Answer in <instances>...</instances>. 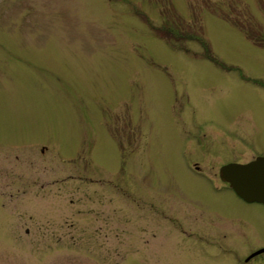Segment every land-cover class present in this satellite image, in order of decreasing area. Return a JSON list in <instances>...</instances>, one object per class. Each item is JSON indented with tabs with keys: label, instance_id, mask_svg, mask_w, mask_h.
Instances as JSON below:
<instances>
[{
	"label": "rangeland",
	"instance_id": "374dc122",
	"mask_svg": "<svg viewBox=\"0 0 264 264\" xmlns=\"http://www.w3.org/2000/svg\"><path fill=\"white\" fill-rule=\"evenodd\" d=\"M257 155L264 0H0V264H242Z\"/></svg>",
	"mask_w": 264,
	"mask_h": 264
},
{
	"label": "water",
	"instance_id": "95a60500",
	"mask_svg": "<svg viewBox=\"0 0 264 264\" xmlns=\"http://www.w3.org/2000/svg\"><path fill=\"white\" fill-rule=\"evenodd\" d=\"M219 175L243 201L264 205V157L247 164H227L221 167Z\"/></svg>",
	"mask_w": 264,
	"mask_h": 264
},
{
	"label": "flooded vegetation",
	"instance_id": "af4514ba",
	"mask_svg": "<svg viewBox=\"0 0 264 264\" xmlns=\"http://www.w3.org/2000/svg\"><path fill=\"white\" fill-rule=\"evenodd\" d=\"M263 156V155H262ZM257 157H260V155H257L256 157H255V159L257 158ZM227 184V183H226ZM227 186H228V184H227ZM229 187V186H228ZM228 189H230L233 193H234V195L236 196V197H238L236 194H235V192L231 189V188H228ZM240 200H242L240 197H238ZM243 201V200H242ZM245 202V201H244ZM246 203V202H245ZM256 204H260V203H256ZM260 205H263V204H260ZM264 206V205H263ZM202 229L203 228H205V227H201ZM210 237H208V239H209ZM212 239V238H211ZM213 239H217L218 241H220L218 238H215V237H213ZM218 248H220V247H218ZM264 248H258V249H255V250H253V251H251V252H244V251H241V250H238L237 251V253H239V254H241V258H242V264H264V251L263 252H261V253H258V254H255L256 253V251L258 252V250L259 251H261V250H263ZM234 252V251H233ZM232 253V252H231ZM255 255H254V254ZM222 254V253H221ZM240 262V261H239ZM241 263V262H240Z\"/></svg>",
	"mask_w": 264,
	"mask_h": 264
},
{
	"label": "trees",
	"instance_id": "16d2710c",
	"mask_svg": "<svg viewBox=\"0 0 264 264\" xmlns=\"http://www.w3.org/2000/svg\"><path fill=\"white\" fill-rule=\"evenodd\" d=\"M208 59L213 61V58L211 56H209ZM214 63H216V61Z\"/></svg>",
	"mask_w": 264,
	"mask_h": 264
}]
</instances>
